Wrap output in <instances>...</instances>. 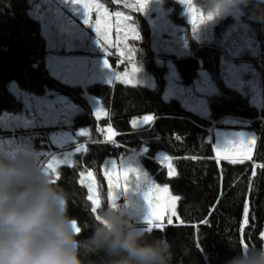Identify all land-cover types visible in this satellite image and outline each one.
<instances>
[{
    "label": "trees",
    "instance_id": "obj_1",
    "mask_svg": "<svg viewBox=\"0 0 264 264\" xmlns=\"http://www.w3.org/2000/svg\"><path fill=\"white\" fill-rule=\"evenodd\" d=\"M39 2L0 0V115L23 112V102L14 91L17 88L39 96L49 90L68 95L83 107V113L75 116L69 126L0 128V140L17 135L47 140V135L64 128H89L91 136L80 140L86 142L87 153L78 155L76 168L62 166L57 180L69 194L70 214L78 218L83 228L80 239L86 241L91 236L93 214L91 202L86 199L87 191L78 183V173L87 168L95 172L98 180H103L101 171L108 158L127 156L131 152L141 154L142 148L147 146V155L141 157L143 166L155 180L169 185L174 196L181 197L177 204L178 219L172 225L166 224L163 232H153L172 245L171 264H226L235 255L230 250V241L256 247L264 243L260 238L264 228V168L259 167L264 164V108L252 104V94L219 82L220 93L211 101L210 118L191 112L177 100L165 101L164 71L155 62L164 55L151 49L150 28L143 21L140 30L147 51H137L131 61H143L155 75L158 86L154 89L123 84L92 86L90 91L101 98L106 109L105 115L97 118L82 95V88L61 83L47 69L46 40L40 22L30 14L33 5ZM241 9L244 21L257 32L260 40L257 56L251 55V58L264 63V23L258 22L264 21V2L253 0L251 6ZM222 51L224 48L218 42L211 46L194 43L187 54L171 58H175L183 80L193 83L201 68L208 69L216 78L214 69ZM108 56L115 66V54ZM146 115L154 117L150 125L142 128L131 125L133 119L140 121ZM228 117L238 122L222 124ZM109 125L116 133L113 139L122 146L105 142L104 134ZM220 126L257 135L252 160H245L243 164L217 163L210 136L211 130ZM36 143L33 141L31 148L42 147ZM164 155L172 157L169 161L171 170L176 168L175 176L169 177L168 169L160 163ZM100 186L103 204L107 205V186L102 182ZM246 203L249 223L243 225ZM204 220L209 223L204 224ZM85 264H105V257L102 253L88 255Z\"/></svg>",
    "mask_w": 264,
    "mask_h": 264
},
{
    "label": "rangeland",
    "instance_id": "obj_2",
    "mask_svg": "<svg viewBox=\"0 0 264 264\" xmlns=\"http://www.w3.org/2000/svg\"><path fill=\"white\" fill-rule=\"evenodd\" d=\"M107 6L110 11L119 10L128 14L131 17L129 23H135L138 25L141 37L143 34L140 30V25L143 24V21L148 24L150 28L151 49L158 54L164 55L157 57L155 62L156 66L162 67L164 71L165 86L163 98L165 101L177 100L183 105V107L191 112L210 118L211 101L214 96L219 95V82H222L229 88L242 93L252 94V104L258 108H264V63L251 58V55L254 57L257 56L260 40L258 39L257 32L249 23L244 21L243 11L240 7L235 8L232 14L226 18H216L212 22L201 25L199 29L193 33V28L189 23L186 8L179 3L178 0H150L149 7L145 12L125 9L122 4L115 5L108 3ZM55 8H59L65 16L73 19L77 27L80 28L79 36L74 41V47L71 50H69L66 45H61L58 42V39H54L51 35L48 21L51 16L54 15L52 9ZM30 14L41 24V33L46 40L47 49L49 50L46 59V67L50 74L63 84L82 88V95L87 99L94 114L96 115L97 109L101 110L99 118L105 115L106 109L103 106L101 98L90 91L92 86L97 84L109 86L123 84L130 86H143L152 89L157 88L158 85L155 75L152 74L151 70L143 61H129L126 55L122 58L123 62H120L117 60L116 49L114 48L111 49L109 53L115 54L117 64L113 66L109 60V56L106 58L109 60V64L113 71L118 72L119 75L113 79V83L109 84L108 77H111L112 73L108 72L103 66L102 60L105 57L100 49L93 43L95 34L92 33L90 29H87L79 18L72 16V13L68 10L67 6L61 5L57 2L45 3V0H40L39 3L33 5ZM93 19H95V15H93ZM113 39H115V33H113ZM213 42H218L224 48V51H222L223 53L217 62L218 64L214 69L216 78L213 77L208 69L201 68L198 71L199 77L195 79L193 83H186L181 77L180 71L175 63V58L171 57L187 54L194 43H204L207 44V46H211V43ZM127 43L129 47L136 49L133 56L137 51H147V43L143 40V37L141 40H132L129 38ZM70 61H73L74 63H69ZM133 64L141 68L140 73L131 74V67ZM125 72L132 75L129 83L121 82L124 78L123 74ZM137 78L140 81L139 84H137ZM14 91L23 102V112L0 115V128L2 129L13 130L18 127H33L41 129L44 127L59 125H46L44 123L38 112L39 102H57L59 108L63 111L64 117L68 121L67 123H63L62 121L60 125L69 126L75 116L83 113V107L70 96L60 94L53 90H49L43 96L27 93L18 88ZM25 120L32 121V123L25 126ZM235 122L238 121L232 117H228L221 121V123L225 125L234 124ZM137 124L138 127L136 128L148 126L147 124H141L140 121H137ZM82 129L86 131L89 130V128L84 129L79 127L78 129L66 130L64 128L63 130L56 131L55 133H69L72 137V140L66 142L62 149L51 144V135H47V140H31L29 137L17 135L11 139L0 140V150L11 152L17 148H31L33 141H35L37 142L36 144L42 146L36 149L38 151L49 150L57 152L58 154L62 152H71L74 151L75 148V143L73 141L86 144L85 141H80L84 136H77V133ZM107 129L108 128H106L104 134L105 140L109 135ZM233 133H245L246 137L254 135L257 138L255 133L246 130L229 129L222 126L211 130L210 140L212 142L215 160L219 165L225 160L218 159L220 154L214 150V145L223 142L225 139L224 134ZM39 135L42 136V134ZM63 139L66 141L68 140L67 137H64ZM240 139L243 140L244 138ZM45 143L47 145H45L44 148L43 144ZM72 143L74 145H72ZM249 143H251V141H249ZM255 145L256 142L251 147L252 154ZM78 155H80V153H77L76 156L73 157L77 162V166L79 165ZM142 156L143 155L140 153L131 152L127 156L108 158L101 171L103 180H98L95 174V179L99 184L100 196L102 194L100 186L101 182L103 183V186H107L108 191V181L104 176L106 170L111 174L110 166L109 169L105 168L108 161L115 160L117 161V164L120 165L122 163L121 158H124L125 162L128 161L129 158H133V162H139V164L145 169L141 159ZM236 158H239V154H236ZM42 159L45 160L43 157ZM167 163L170 164V161H167ZM171 171L173 173L172 176H175L177 173L176 168L173 167ZM147 173L149 174L148 171ZM154 181L162 186L167 185L162 184L155 179ZM132 186H134V182L130 177V187ZM132 199L134 201L140 200L142 202V197H137L134 194L132 195ZM119 201L121 203L127 202L124 196H121ZM146 210L147 209H145V211ZM177 219L178 216H173V223ZM262 231H264V228Z\"/></svg>",
    "mask_w": 264,
    "mask_h": 264
},
{
    "label": "clouds",
    "instance_id": "obj_3",
    "mask_svg": "<svg viewBox=\"0 0 264 264\" xmlns=\"http://www.w3.org/2000/svg\"><path fill=\"white\" fill-rule=\"evenodd\" d=\"M252 3L191 0L215 19ZM38 152L0 150V264H85L86 256L101 253L105 264H171L172 245L149 233L127 202L102 203L92 215L91 236L81 240L69 194ZM229 247L235 255L226 264H264V243L245 247L233 240Z\"/></svg>",
    "mask_w": 264,
    "mask_h": 264
},
{
    "label": "snow or ice",
    "instance_id": "obj_4",
    "mask_svg": "<svg viewBox=\"0 0 264 264\" xmlns=\"http://www.w3.org/2000/svg\"><path fill=\"white\" fill-rule=\"evenodd\" d=\"M57 2L61 5L68 7V10L72 13V16L79 18L87 29H90L95 34L93 43L104 54L102 63L108 72L112 73L111 77H108V83H113V79L119 75L118 72L113 71L109 64V60L106 58L111 49H116L117 60L123 62L122 58L127 55L129 61L132 60L133 54L136 49L129 47L127 41L129 38L132 40H141L139 27L135 23H129L131 17L123 11L115 10L110 11L107 6L108 3L115 5H123L125 9H131L137 12H145L149 7L150 0H45V3ZM179 3L185 6L186 13L189 17V23L192 25L193 33H195L201 25L212 22L215 18L211 15L205 16V14L196 9L191 4V0H178ZM264 2V0H262ZM54 15L48 21L51 35L54 39H58L61 45H66L69 50L74 47V41L79 36V29L74 23L73 19L65 16L59 9H52ZM95 15V19H93ZM113 33H115V39H113ZM69 63H74L70 61ZM141 72V68L135 64L131 67V74H138ZM128 72L123 74L122 83H129L132 75ZM140 81L137 78V84ZM100 109L96 110L97 118H99ZM38 112L40 118L46 125H56L67 123V119L63 115L62 109L59 108L57 102L45 101L38 103ZM35 119V118H33ZM154 121V117L146 115L140 118L141 124L150 125ZM32 121L25 120V126L31 124ZM131 125L138 127L137 120L133 119ZM99 131H103L100 129ZM109 135L105 142L112 143L117 147L119 145L114 139L113 129L109 125L107 129ZM225 139L222 143L214 145V150L219 153L218 159L228 161L230 164H243L245 160H252L251 147L256 142L254 135L246 137L245 133H233L224 134ZM77 136L90 137V130H80ZM67 137L68 140L63 138ZM240 138H244L241 140ZM177 140L180 137H176ZM72 137L69 133H52L50 136L51 144L57 148L62 149L64 144L71 141ZM251 141V143H249ZM75 143L74 151L57 153L49 150H42L38 152L40 157L45 158L48 169L54 174L56 180L60 179L61 166H69L72 168L77 167V162L73 159L77 153L86 154L88 151L87 144ZM24 148L15 149L16 152L23 150ZM149 149L144 146L141 150V154L146 156ZM15 154V153H13ZM236 154H239V158H236ZM172 157L164 155L160 163L163 164L165 169H168L167 175L172 177L171 165L166 161L171 160ZM122 163L117 164V161L110 160L106 163L105 168L109 169L110 173L106 170L104 176L108 181L107 201H119L121 196H124L129 206L136 212L138 218L146 225L147 231L153 233L154 231L165 230V225H172L173 216H178L176 212L177 202L181 199L179 196L171 194L168 185H160L154 181V179L147 173V171L139 164V162H133V158H129L128 161H124L121 158ZM259 167L264 168V164ZM80 179L78 183L87 191V201L91 202L90 212L96 213L97 208L103 203V200L99 193V184L95 179V172L85 168L78 173ZM130 177L134 182V186L130 187ZM142 197L140 200H133L132 195ZM145 209H147L145 211ZM167 217V219H166ZM181 224H184L183 220H180ZM204 224H208V220L203 221ZM249 223V207L246 203L243 208V225ZM83 232V228H81ZM243 232V226L241 228ZM260 238L264 242V231L260 233ZM247 247V244H244Z\"/></svg>",
    "mask_w": 264,
    "mask_h": 264
}]
</instances>
